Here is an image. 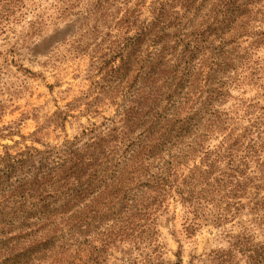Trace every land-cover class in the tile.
<instances>
[{"label":"trees","instance_id":"1","mask_svg":"<svg viewBox=\"0 0 264 264\" xmlns=\"http://www.w3.org/2000/svg\"><path fill=\"white\" fill-rule=\"evenodd\" d=\"M260 2L165 1L145 20L141 8L114 18L109 0L84 4L70 28L110 30L91 58L103 76L89 106L109 100L117 116L60 146L0 154V264H94L85 260L156 235L172 201L189 234L221 223L217 198L239 200L227 202L236 210L250 199L264 218V186L249 174L263 133L241 124L252 106L225 109L257 66L250 49L264 45ZM231 247L213 263L233 264L237 249L246 264H264V246Z\"/></svg>","mask_w":264,"mask_h":264},{"label":"rangeland","instance_id":"2","mask_svg":"<svg viewBox=\"0 0 264 264\" xmlns=\"http://www.w3.org/2000/svg\"><path fill=\"white\" fill-rule=\"evenodd\" d=\"M87 1L94 2L0 0V154L6 148L17 152L25 147L60 146L106 124L107 120L116 119L117 106L109 105V100H104L106 105L100 104L98 109L89 106L99 96L97 85L103 76L97 69L99 60L95 62L91 58L96 45L104 42L110 30L100 28V36H84L89 28L81 31L70 28L74 27V15L86 7ZM165 1L173 4L178 0H109V7L114 18H122L127 12L141 8V20H145L149 18L152 4ZM257 7L264 10V0ZM64 8H68L67 13ZM94 24L95 21L90 26ZM250 51L257 66L244 75L246 82L233 91L236 100L225 109L239 112L243 106H252V115L241 124L252 134L259 128L264 143V45ZM252 138L254 136L249 135L247 142ZM250 162L249 174L254 183L264 186V153ZM261 196L264 197V190ZM227 202L238 203L239 200L225 202L217 198L214 206L220 208L224 219L217 225L203 222L193 234L186 231L184 209L174 201L169 202L168 212L156 222V235L146 236L144 242L134 246L113 248L105 254L104 260L85 261H95L94 264H214V254L230 250L231 244L264 246V218H257L251 200L241 199L244 207L240 210L227 208ZM236 250L233 264H246L247 259ZM75 263L79 264V260Z\"/></svg>","mask_w":264,"mask_h":264}]
</instances>
